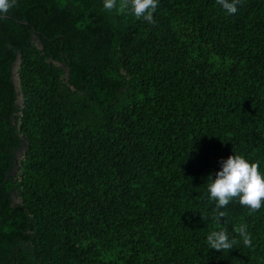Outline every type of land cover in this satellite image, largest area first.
Instances as JSON below:
<instances>
[{
	"label": "trees",
	"instance_id": "trees-1",
	"mask_svg": "<svg viewBox=\"0 0 264 264\" xmlns=\"http://www.w3.org/2000/svg\"><path fill=\"white\" fill-rule=\"evenodd\" d=\"M231 154L264 174V0L0 14V264H264V204L207 192ZM217 230L230 249L210 247Z\"/></svg>",
	"mask_w": 264,
	"mask_h": 264
},
{
	"label": "clouds",
	"instance_id": "clouds-1",
	"mask_svg": "<svg viewBox=\"0 0 264 264\" xmlns=\"http://www.w3.org/2000/svg\"><path fill=\"white\" fill-rule=\"evenodd\" d=\"M14 0H0V14L6 13ZM158 0H130L131 9L137 17L152 20V12ZM239 0H220V5L229 14L237 12ZM115 0H104V7L111 9ZM207 192L216 201L217 208L227 205L232 198H237L241 205L252 210L260 209L264 204V174L258 170V164L250 162L238 154H231L220 162L219 170L208 176ZM218 215L222 216L220 212ZM240 235L245 245L251 244L246 228L241 226ZM207 240L214 250L230 249L232 241L225 230L212 231Z\"/></svg>",
	"mask_w": 264,
	"mask_h": 264
},
{
	"label": "flooded vegetation",
	"instance_id": "flooded-vegetation-1",
	"mask_svg": "<svg viewBox=\"0 0 264 264\" xmlns=\"http://www.w3.org/2000/svg\"><path fill=\"white\" fill-rule=\"evenodd\" d=\"M17 104H20L17 102ZM24 142L21 140L20 141V146L14 148L12 151L13 154H11V158H10V161H11V168L8 172V176H13L15 175L17 172H18V167H19V162L22 158V155L24 153Z\"/></svg>",
	"mask_w": 264,
	"mask_h": 264
},
{
	"label": "water",
	"instance_id": "water-1",
	"mask_svg": "<svg viewBox=\"0 0 264 264\" xmlns=\"http://www.w3.org/2000/svg\"><path fill=\"white\" fill-rule=\"evenodd\" d=\"M19 65H20V56L17 57L16 61L14 62L13 66H12V82L16 88V92H18V88H19V79H18V69H19ZM17 102L21 103L22 102V97L20 95H18L17 97Z\"/></svg>",
	"mask_w": 264,
	"mask_h": 264
}]
</instances>
